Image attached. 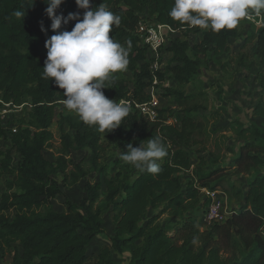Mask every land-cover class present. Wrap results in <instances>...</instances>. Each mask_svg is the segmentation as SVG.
I'll return each mask as SVG.
<instances>
[{
	"label": "trees",
	"instance_id": "1",
	"mask_svg": "<svg viewBox=\"0 0 264 264\" xmlns=\"http://www.w3.org/2000/svg\"><path fill=\"white\" fill-rule=\"evenodd\" d=\"M90 4L91 9L104 4L121 17L120 25L113 26L110 35L129 52L127 69L132 74V88L116 79L103 89L107 98L117 102L125 99L134 105L147 97L144 90L152 74L143 62L148 49L136 34L142 18L173 31L195 34L199 29L169 16L174 0H90ZM47 7L44 0H0V96L17 106L28 97L32 106L28 127L19 129L10 140L20 157L18 165H11L10 150L0 153V177H14L10 189L0 195V255L10 251V264H85L88 245L104 232V216L111 213L110 246L101 248L94 264H118L112 252L128 253L130 264H264V129L228 122L224 129L242 141L230 163L220 167L213 161L215 166L203 171L206 163L201 159L185 189L179 176L191 167L188 150L203 147L211 136L206 118L198 115L206 108L204 95L186 93L183 88L198 72L199 56L205 49L214 55L228 54L229 40L240 36V28L219 33L204 30L197 45H190L186 39L170 45L171 64L158 74V80L162 81L165 74L175 80V89H164V96L171 98L175 107L158 110L156 120H149L135 109L121 127L107 133L84 124L76 115L60 118L61 147L53 165L45 159L44 151L51 146L53 136L50 127L55 119L54 100L65 97L54 81L42 78L47 59L45 42L56 34L46 15ZM23 10L24 18L14 15ZM250 12V16L260 15L264 21L263 14ZM70 13L82 19L84 10L75 0H64L56 15L67 18ZM76 22L69 21L61 31H71ZM245 41H252L251 53L264 60V27H255ZM241 60H236L239 65ZM258 83L264 92V76L258 75ZM251 114L264 120L262 98ZM169 119L175 122L168 123ZM104 134L110 143L117 141V146H124L126 151L128 144L138 147L152 136L159 137L168 152L160 163L161 171L150 174L126 164V174L108 176L105 167L97 163ZM87 146L93 153V169L100 168L103 176L93 185L85 182L81 186L87 171L81 161H73L70 156ZM69 166L72 169L67 171ZM228 169L232 175L249 178L245 191L228 178ZM53 174H62V182L77 191L78 199L66 201L64 212L43 210L62 194ZM196 184L209 191L221 189L226 204L236 203L221 222H213L203 231L197 224L207 212L210 199L201 201ZM102 195L105 206L99 207L96 203ZM158 208V214L148 218V211ZM7 211L13 212L12 218L4 214ZM163 215L175 221L163 225L159 222Z\"/></svg>",
	"mask_w": 264,
	"mask_h": 264
},
{
	"label": "rangeland",
	"instance_id": "2",
	"mask_svg": "<svg viewBox=\"0 0 264 264\" xmlns=\"http://www.w3.org/2000/svg\"><path fill=\"white\" fill-rule=\"evenodd\" d=\"M145 17L147 18L148 16ZM152 21V19L151 21L148 19L144 23L150 24ZM238 27L240 28V36L236 39L229 40L231 46L230 52L228 54L214 55L209 48H206L205 53L199 56L201 60L198 72L188 82L186 87L183 88L186 93H202L204 95L206 108L199 110L198 115L206 118L208 122L207 129L211 136L207 139V142L203 147L196 146L188 150L191 167L188 171H181L179 173L182 189L186 188L189 179L192 177L193 171L199 167L201 159L206 163L202 166L203 171L210 170L212 166H215L213 165V161H217V164L220 167H226L230 163L239 146L242 144V141L236 139L232 131L224 129L228 122L234 121L241 124L243 127H249L255 124L264 129V120L254 117L251 114L258 99L262 98L264 100V92L261 90L258 83V75L264 76V60L254 57L251 53V45L253 42L245 41L249 33L258 26L242 19L238 24ZM196 28L197 27L194 29ZM203 31L204 30L200 28L195 34L184 30L174 31L158 55L155 56L150 50L147 51L143 63L148 65L151 74L154 70V63H157V68L154 70V73L157 76V84L153 85L151 76L149 82L148 80L146 81L148 85L144 92L147 96L146 100L151 99L152 96L158 100V109L175 107V102L171 98L164 96L166 93L164 90L165 88L175 89L177 87L175 80L169 74H165L162 81L158 80V74L163 73L164 68L171 64L172 55L168 48L172 43L184 39L188 40L190 45H197L201 40ZM239 57L242 59L241 65L238 64ZM237 59L238 61H236ZM141 65L142 64H140L139 67H141ZM115 75L125 87L129 89L130 87L132 88V74L128 69ZM62 101L63 100L60 98L54 100L55 119L50 127L53 136L49 141L51 146L46 147L44 151L45 159L53 165L56 164V159L59 156L58 151L61 147L58 120L66 115H76L67 110ZM123 101L126 100L123 99ZM128 107L130 109L129 112H135L136 108L134 105ZM31 108L30 98L25 97L22 99L21 105H19L17 110L9 117V121L15 124L17 131L28 127V115ZM7 117L8 114L6 115V118ZM174 122L173 119H169L168 123ZM30 130L33 131L34 129L30 127ZM70 134L73 135V132L71 131ZM11 138L12 135L9 136L6 132L0 130V149L1 151L5 150V152L9 150L11 151V156L13 158L11 165L14 167L18 165L20 157L12 148L10 141ZM230 150H232V152H230ZM123 151H126L124 146L118 147L117 141L110 143L107 136L105 134L102 135L101 148L99 151L100 158L97 160V163L105 167V173L108 176H114L116 173H127L126 163L119 158ZM92 157L93 153L89 146L84 147L79 152L71 153L70 159L73 161H81L82 166L87 171L86 177L80 181L81 186L85 182H89L93 185L98 180H102L103 173L100 171V168H98L99 170L93 169ZM162 161H160V163ZM71 169L72 167L69 166L67 171H70ZM231 173L232 170L228 169V178L236 181L245 191L249 178L246 176H235ZM133 175L134 173L129 176L132 177ZM51 177L58 182L62 194L45 205L43 210L64 212L66 210V201L75 202L78 199L77 191L73 185L62 182V174H53ZM13 179L14 177L11 175H2L0 177V195L10 189L9 187L13 184ZM102 186L104 190L105 186ZM196 187H199V185L196 184ZM10 191H14V188ZM206 191L209 190L200 188L201 201H203L205 197H208ZM214 191L216 193L218 192L217 199L222 205L220 213L226 217L230 208L236 206V203L232 202L228 203L229 205L226 204L224 202L225 197L221 194L223 193L221 189H216ZM102 197L103 195L100 196L96 203L99 207L105 206ZM159 210L160 208L157 210H149L148 218L157 215ZM4 214H7L11 218L13 217L12 211L4 212ZM103 221L104 232L94 237L88 245V259L85 264H94L101 248L110 246L109 239L113 236L112 214L105 215ZM145 221L146 220L143 221V224H145ZM173 221H175V219H172L167 215H163L159 220V222L166 226L172 224ZM197 227L200 231H203L208 227L205 215L199 219ZM11 256L12 254L10 251H5L3 255H0V264H10ZM112 258L118 264H130L128 253L116 254L112 252Z\"/></svg>",
	"mask_w": 264,
	"mask_h": 264
},
{
	"label": "clouds",
	"instance_id": "3",
	"mask_svg": "<svg viewBox=\"0 0 264 264\" xmlns=\"http://www.w3.org/2000/svg\"><path fill=\"white\" fill-rule=\"evenodd\" d=\"M44 2L56 34L45 42L47 59L42 78L54 81L63 90V105L84 124L111 133L121 127L130 110L125 101L111 100L103 92L107 82L115 81V74L126 71L129 64L128 50L110 35L113 26L120 25L121 17L104 4L91 9L90 0H75L84 10L83 18L72 13L65 18L56 15L64 0ZM250 10L264 14V0H174L169 16L190 27L219 33L235 29L251 15ZM14 15L24 18L25 12L16 11ZM73 20L77 22L71 31H61ZM167 155L162 140L152 136L138 147L128 144L119 158L141 172L157 174L161 171L160 161Z\"/></svg>",
	"mask_w": 264,
	"mask_h": 264
},
{
	"label": "built area",
	"instance_id": "4",
	"mask_svg": "<svg viewBox=\"0 0 264 264\" xmlns=\"http://www.w3.org/2000/svg\"><path fill=\"white\" fill-rule=\"evenodd\" d=\"M244 20L251 22L258 27H264V22L260 15L248 16L244 18ZM144 22H146L145 18H142L138 22L136 34L141 40V45L145 46L148 49V51L150 50L153 53V55L156 56L165 46L166 41L174 31L173 29H171L169 26L166 25H162L159 23H152V22L151 23L149 22L150 24H146ZM153 68L154 70H156L157 68L156 62L154 63ZM154 70L152 71L153 85L157 84V76L154 73ZM125 102L127 106H132L129 101H125ZM134 106L143 116H145L151 121L156 120L158 116V110H160L158 109L159 108L158 100L153 96L151 99L143 101L142 103L134 104ZM17 107H18L17 105H14L11 102L4 101L3 98H1L0 96V130L6 132V134H8L9 136L17 132L15 128V124L9 121L10 120L9 117L12 115V113H14V111L17 110ZM5 114L6 115L8 114L7 118ZM3 152H5V150L1 151L0 149V153ZM0 159H2V156H0ZM206 194L210 199V203L207 212L205 214V219L208 225L213 222H221L225 216L220 213L222 205L217 199L218 192L216 193L215 191H206ZM222 196L225 197L224 194Z\"/></svg>",
	"mask_w": 264,
	"mask_h": 264
}]
</instances>
